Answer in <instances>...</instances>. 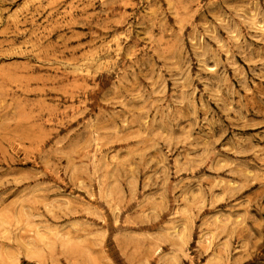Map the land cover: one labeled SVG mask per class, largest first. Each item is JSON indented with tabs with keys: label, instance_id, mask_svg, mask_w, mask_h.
Segmentation results:
<instances>
[{
	"label": "rangeland",
	"instance_id": "374dc122",
	"mask_svg": "<svg viewBox=\"0 0 264 264\" xmlns=\"http://www.w3.org/2000/svg\"><path fill=\"white\" fill-rule=\"evenodd\" d=\"M0 264H264V0H0Z\"/></svg>",
	"mask_w": 264,
	"mask_h": 264
},
{
	"label": "bare ground",
	"instance_id": "6f19581e",
	"mask_svg": "<svg viewBox=\"0 0 264 264\" xmlns=\"http://www.w3.org/2000/svg\"><path fill=\"white\" fill-rule=\"evenodd\" d=\"M36 9V7H34V10ZM21 33L17 32L16 36H19Z\"/></svg>",
	"mask_w": 264,
	"mask_h": 264
}]
</instances>
